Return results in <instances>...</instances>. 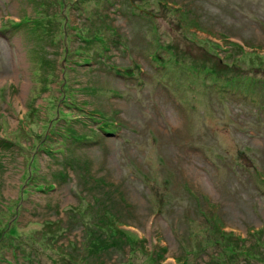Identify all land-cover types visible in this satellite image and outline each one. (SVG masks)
I'll list each match as a JSON object with an SVG mask.
<instances>
[{"label":"rangeland","instance_id":"obj_1","mask_svg":"<svg viewBox=\"0 0 264 264\" xmlns=\"http://www.w3.org/2000/svg\"><path fill=\"white\" fill-rule=\"evenodd\" d=\"M1 230L0 264H264V0H0Z\"/></svg>","mask_w":264,"mask_h":264},{"label":"trees","instance_id":"obj_2","mask_svg":"<svg viewBox=\"0 0 264 264\" xmlns=\"http://www.w3.org/2000/svg\"><path fill=\"white\" fill-rule=\"evenodd\" d=\"M78 1V0H77ZM17 24H19L18 22H15V21H12V26H16ZM70 103H74V101H72V102H70ZM105 131H107V130H105ZM122 232H124V234H126V235H128V233H130V231L129 230H125V229H122ZM219 233L220 234H226V233H228L227 231H224V230H219ZM5 234V232L4 231H0V244L2 245L3 243H7V242H9V244L11 243L10 241H11V238L10 237H14V235H13V232H11V231H9V236L10 237H8L6 234ZM16 236V235H15ZM137 236V235H136ZM215 240V239H214ZM13 244V247H15L16 245H15V243H12ZM244 254H243V258L246 260V259H248V258H250L249 256H252L250 253H249V251H244L243 252ZM182 264H185V261H183L182 262ZM221 264H225V263H221Z\"/></svg>","mask_w":264,"mask_h":264}]
</instances>
